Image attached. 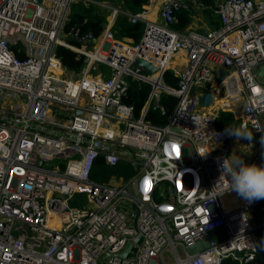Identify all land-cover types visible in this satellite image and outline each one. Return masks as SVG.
Wrapping results in <instances>:
<instances>
[{
    "label": "built area",
    "instance_id": "obj_1",
    "mask_svg": "<svg viewBox=\"0 0 264 264\" xmlns=\"http://www.w3.org/2000/svg\"><path fill=\"white\" fill-rule=\"evenodd\" d=\"M205 1L166 0L158 22L144 20L143 12L128 15L143 25L133 44L107 25L98 38L64 32L77 3L96 5L114 20L120 11L98 1L0 0V264L254 259L264 199L228 190L221 165L232 135L215 119L224 89L226 107L242 103L240 130L264 142V74H256L264 71V0H209L217 29H172L176 13L203 9ZM57 47L82 58L79 73L61 65ZM139 59L155 71L135 68ZM220 70L226 77L219 84ZM167 71L178 79L176 89L164 84ZM129 79L150 87L139 117L123 102ZM205 93L213 98L208 111L201 106ZM162 95L176 104L157 126L144 116L150 105L159 108ZM98 158L110 167L127 164L134 174L119 184L93 182ZM81 195L84 208L74 204Z\"/></svg>",
    "mask_w": 264,
    "mask_h": 264
},
{
    "label": "trees",
    "instance_id": "obj_2",
    "mask_svg": "<svg viewBox=\"0 0 264 264\" xmlns=\"http://www.w3.org/2000/svg\"><path fill=\"white\" fill-rule=\"evenodd\" d=\"M121 10L116 15L114 24L111 31L114 37L118 40H130L133 44H137L142 35V24H131L129 21L130 14H138L143 11L145 0H119ZM207 7H213L212 2L205 1ZM213 10V9H212ZM109 12L101 9L96 5L86 6L82 3L72 5L69 15V21L65 25L64 32L69 33L71 29L77 30L79 34L90 33L93 37L98 38L105 30L107 25L106 17ZM176 23L172 25V29L185 32L191 22V15L189 12L180 11L175 14ZM212 29H217L220 26L219 19L212 21ZM74 45L78 46V42L71 41ZM56 56L60 60L61 65L71 73H79L82 68V58L76 53L65 49L63 47H57ZM19 59H23L24 55H17ZM163 82L166 86L176 89L178 79L173 75L172 71H167L163 75ZM150 91V87L147 84H140L128 80V88L126 95L123 97V102L133 108L135 117H139ZM159 108H155L154 105H150L147 110L144 119L145 121L157 125L164 126L167 123L168 117L171 115L176 99L169 95H162L159 101ZM160 108L164 110V113L160 111ZM241 120H238L230 112H219L215 119V126L217 129H239ZM253 138L255 137L252 134ZM105 165L102 158H98L93 165ZM124 163H119L114 167H122ZM129 166V165H127ZM222 264H239L237 261L231 259H225ZM245 264H264V229H260L257 233V253L254 259Z\"/></svg>",
    "mask_w": 264,
    "mask_h": 264
},
{
    "label": "rangeland",
    "instance_id": "obj_3",
    "mask_svg": "<svg viewBox=\"0 0 264 264\" xmlns=\"http://www.w3.org/2000/svg\"><path fill=\"white\" fill-rule=\"evenodd\" d=\"M198 33H203V31H196ZM126 40V39H125ZM124 40V41H125ZM127 43H130V41H125ZM100 71L106 72L104 68H99ZM218 93V101L220 103H217V107H221L220 111L221 112H230L234 115V117L238 120L241 118V110H242V103H239L237 107L234 109L230 107L225 106V102L228 101L227 97L225 96V91L224 89H221ZM205 111L209 110V107H204L203 108ZM218 111V113L220 112ZM217 113V114H218ZM242 132H246L251 134V138H239L241 141L239 146L237 148H234L233 145L236 143L238 144L237 140L238 138L234 136V139H230L229 142L227 143V149H228V158H236L239 157L241 160L244 161V163L248 165H253L252 161L254 160V157H258L259 162L257 163V166L263 167L264 166V142H261V144L255 145L254 142L256 140V136L253 138L252 133L250 132L249 129H246ZM235 142H231V141ZM232 143L231 146L229 147V143ZM250 142L253 144L251 145ZM247 144V145H246ZM246 145V146H245ZM187 155H190L189 150H187ZM231 159L229 160V163H231ZM134 174V170L132 169L131 166L124 165L120 168L116 167H110L106 165H96L92 171L90 178L93 182H96L98 184L102 185H111V184H119L130 178ZM74 204L77 205L78 208H84L86 206V197L84 195L77 196Z\"/></svg>",
    "mask_w": 264,
    "mask_h": 264
},
{
    "label": "clouds",
    "instance_id": "obj_4",
    "mask_svg": "<svg viewBox=\"0 0 264 264\" xmlns=\"http://www.w3.org/2000/svg\"><path fill=\"white\" fill-rule=\"evenodd\" d=\"M229 135L239 138H251V134L239 129L226 130ZM231 159V163L228 161ZM223 177L229 185L228 190L236 192L239 196L249 201L264 199V167L248 165L239 157L227 158L221 165Z\"/></svg>",
    "mask_w": 264,
    "mask_h": 264
},
{
    "label": "crops",
    "instance_id": "obj_5",
    "mask_svg": "<svg viewBox=\"0 0 264 264\" xmlns=\"http://www.w3.org/2000/svg\"><path fill=\"white\" fill-rule=\"evenodd\" d=\"M93 1H95V2L98 1V3H101V4H107L110 7L109 9L112 12L121 10L119 0H93ZM165 1L166 0H152L150 5L143 8V11H142L143 12V15H142L143 19L148 20V21L158 22L159 21L160 5ZM189 13H190L192 19H191V22H190L187 30H192V31L210 30L213 27L212 21L218 19L217 15L212 10V7L210 8V7L206 6L203 9H198L194 6H190L189 7ZM110 14L108 15V17H106V20H107V26L110 27V29H111L113 24H114L115 19L112 20V18H111L112 16ZM125 41H128V40H125ZM232 139H234V136H232ZM231 142H235V141L233 140ZM231 142L229 143V147L232 144ZM237 142H238V144L235 142L236 144L233 145L234 148H237L241 141L238 139ZM261 142H262L261 139L257 137L254 144L258 145V144H261ZM250 144L252 145L253 143L250 142Z\"/></svg>",
    "mask_w": 264,
    "mask_h": 264
},
{
    "label": "water",
    "instance_id": "obj_6",
    "mask_svg": "<svg viewBox=\"0 0 264 264\" xmlns=\"http://www.w3.org/2000/svg\"><path fill=\"white\" fill-rule=\"evenodd\" d=\"M29 1L36 3V4H40L42 2V0H29ZM134 67L135 68H141L148 74H152L155 71V68L152 65H150L149 63H147L146 61H144L142 59L136 60L134 63ZM256 74L259 76H262L264 74L263 68L259 67L256 70ZM225 77H226V72L224 70H220V76L218 79V83L219 84L222 83ZM200 100H201V106L202 107H209V105L212 103L213 98H212L210 93H205L201 96ZM53 114H55L57 117L62 118V119H68L69 118V113H64V112H61L57 109H54ZM129 248H130V244H127L125 251L123 253H121L120 256L126 257Z\"/></svg>",
    "mask_w": 264,
    "mask_h": 264
},
{
    "label": "snow or ice",
    "instance_id": "obj_7",
    "mask_svg": "<svg viewBox=\"0 0 264 264\" xmlns=\"http://www.w3.org/2000/svg\"><path fill=\"white\" fill-rule=\"evenodd\" d=\"M174 149H175L177 155H179V149H178V147L174 146Z\"/></svg>",
    "mask_w": 264,
    "mask_h": 264
}]
</instances>
